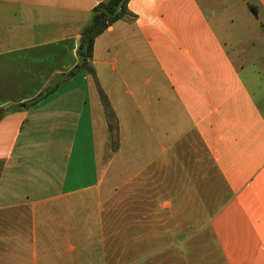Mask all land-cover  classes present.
<instances>
[{"label":"crops","instance_id":"1","mask_svg":"<svg viewBox=\"0 0 264 264\" xmlns=\"http://www.w3.org/2000/svg\"><path fill=\"white\" fill-rule=\"evenodd\" d=\"M104 1L0 0V109L81 62ZM205 1L130 0L94 77L0 120V264H264L260 11L236 10L228 49L212 18L227 30L229 10Z\"/></svg>","mask_w":264,"mask_h":264},{"label":"trees","instance_id":"2","mask_svg":"<svg viewBox=\"0 0 264 264\" xmlns=\"http://www.w3.org/2000/svg\"><path fill=\"white\" fill-rule=\"evenodd\" d=\"M129 3L130 0H106L95 7L92 12V23L82 30L81 43L78 49V55L81 58V62L70 72L55 77L36 99L10 109L1 108L0 120H2L7 114L11 112L31 109L37 103L53 94L63 83L69 81L81 73H87L88 75L94 77L95 71L93 67V53L95 40L100 34H102L113 24L125 19H135L134 15L129 10ZM99 21L101 22L100 26L94 28V24ZM102 101L106 115L109 119V130L112 136V141L113 143H117L118 125L116 116L104 94H102Z\"/></svg>","mask_w":264,"mask_h":264},{"label":"rangeland","instance_id":"3","mask_svg":"<svg viewBox=\"0 0 264 264\" xmlns=\"http://www.w3.org/2000/svg\"><path fill=\"white\" fill-rule=\"evenodd\" d=\"M203 6H208L205 0H201ZM264 0H217L216 3L217 5H214L212 9H222L221 13H224V10H229L228 13H225L224 16H221L225 22L227 21L229 24L227 26V30H223L220 25H218L219 19L214 17L212 18V23L216 25L217 32L222 38L223 41H225L228 44V49H234L235 46L241 43L243 41L244 37L242 36L243 33L239 32V28H241L243 21L240 20L239 22H235L239 20L237 18V15H235V12H237V9H245L247 11V14H249L253 20H254V15L252 10L250 9V6H256L258 7V11H260V14L258 16V41L259 40H264V8L262 7V3ZM210 7V6H209ZM208 10V13H211L210 8L204 7ZM252 12V13H250ZM240 24V25H238ZM251 45L248 43H245V48H250ZM258 72L261 75V77L264 78V41L260 47H258ZM260 87L264 89V81L260 84ZM202 226L204 224H201ZM200 225V226H201ZM194 226L193 229L188 230L191 237H196V228L201 227ZM196 229V230H195Z\"/></svg>","mask_w":264,"mask_h":264},{"label":"water","instance_id":"4","mask_svg":"<svg viewBox=\"0 0 264 264\" xmlns=\"http://www.w3.org/2000/svg\"><path fill=\"white\" fill-rule=\"evenodd\" d=\"M100 24H101V22L99 21V22H97V23H95L94 24V28H97V27H99L100 26Z\"/></svg>","mask_w":264,"mask_h":264}]
</instances>
